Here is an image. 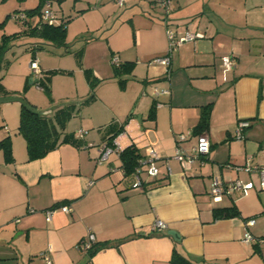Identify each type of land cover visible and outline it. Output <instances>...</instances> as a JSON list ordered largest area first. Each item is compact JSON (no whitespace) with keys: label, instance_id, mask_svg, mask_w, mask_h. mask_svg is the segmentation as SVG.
I'll return each mask as SVG.
<instances>
[{"label":"crops","instance_id":"crops-1","mask_svg":"<svg viewBox=\"0 0 264 264\" xmlns=\"http://www.w3.org/2000/svg\"><path fill=\"white\" fill-rule=\"evenodd\" d=\"M102 3L99 14L106 21L118 9L123 11L116 15L120 25L107 34L101 63L87 69L99 83L91 101L82 103L87 96L78 101V111L83 104H99L92 113L84 108L77 113L79 129L68 132L76 142L61 143L45 156L28 160L25 140L17 131L19 119L14 133L0 130V140L10 137L13 156L6 162L0 150V264H47L43 252L49 264H169L175 245L191 264H264V242H242L245 232L264 238L259 172L242 167L247 160L264 166V0H170L168 11L156 0H111L110 13L104 10L110 3ZM167 26L178 35L202 34L175 50L168 68L151 62L166 54ZM40 43H24L38 60L39 74L27 65L23 83L4 85L1 79L7 95L0 96H22L27 79L36 83L48 74L52 67L36 55L45 44L37 47ZM15 46L12 41L5 59ZM225 55L233 56V68L223 65ZM113 56L119 64H130L119 75L109 71ZM113 74L118 79L109 80L113 84L107 93L104 84L98 88L104 76ZM155 87H167L170 94L155 95ZM208 103L209 126L202 133L209 139V151L183 165L174 157L177 136H186V150L195 144L199 134L192 130ZM53 104L40 112L51 114L63 106ZM6 107L0 111L8 119ZM19 109L11 106L13 112ZM146 119L151 125H144ZM240 120L249 125L236 138ZM79 130H84L82 136ZM110 138L118 151L100 160V148ZM129 145L139 153L138 161L156 151V177H147L143 166L138 185L133 171H123L119 152ZM215 178L251 181L254 187L214 201L209 189ZM64 204L70 211L61 210ZM217 207H232L238 214L215 217ZM49 209L53 212L48 219ZM158 219L167 228L155 229ZM250 219L253 224H245ZM89 235L93 244L106 241L107 246L92 254L82 251L77 245Z\"/></svg>","mask_w":264,"mask_h":264},{"label":"rangeland","instance_id":"rangeland-1","mask_svg":"<svg viewBox=\"0 0 264 264\" xmlns=\"http://www.w3.org/2000/svg\"><path fill=\"white\" fill-rule=\"evenodd\" d=\"M39 1L40 0H0V22H2L0 25V37L2 34L19 32L18 36L13 40L14 44L17 46L13 47L12 53L6 55L9 64L6 69L3 68L1 70L0 75L3 76L2 80H4V85L8 82L12 85L23 83L24 77H22L21 74L26 71L27 65L29 66V59L30 57L32 59L33 56V51L26 49L24 43L32 44L38 41L45 43L44 47L34 50L37 52L36 55L40 60L43 61L44 66L50 65L49 67H52L47 70L48 73L53 70L51 75L50 95H48L37 82L30 83L27 79L24 85L25 87L23 88L25 94H22L21 97L29 104L34 105L39 111L49 110L50 107H52V103H55L53 104L55 106L68 103L74 104V114L63 126V131L66 133L74 132L79 129L81 123V116L77 113H81L83 108L89 113H92L94 107L99 104L97 101L90 105L83 104L85 107L82 105L78 111V106L80 105L78 101L80 99L83 100L87 96V93L90 92L86 85L83 72L88 68L90 69L91 66L101 63L100 54L103 51L105 53L108 49L107 34L112 27L117 28L120 25L119 18L116 15L120 14L123 9H118V11H116L117 13L106 21L102 19L99 14L101 11L100 6L103 4L102 1L105 3L107 1V3L110 4L106 5L104 10H108L109 13L112 12L114 7L111 4V0H48L50 2V9L53 13L58 16V19L66 23L65 43L67 48H65L49 44L37 35H29L22 32L26 24H24L22 18H16L15 16L23 13L31 23L35 22L38 18V14L29 17L26 11L36 7ZM97 23L100 24V26L94 28ZM111 64V61L110 63L108 62L110 73L114 72V67ZM26 73L30 74V71ZM112 77H114V74L113 76H104V80L100 83L98 88L104 84L103 91L107 93L111 84H113L109 80L118 79L117 77ZM96 94H98V91ZM0 106H8L6 107V116L8 119L4 118L0 111V130L12 134L14 133L12 127L17 125L19 112H13L11 106H19L20 108L21 103L18 101H5L0 102ZM147 120L148 119L145 120L144 125H151L149 124L150 121ZM138 127L139 130L142 131L140 125Z\"/></svg>","mask_w":264,"mask_h":264},{"label":"trees","instance_id":"trees-1","mask_svg":"<svg viewBox=\"0 0 264 264\" xmlns=\"http://www.w3.org/2000/svg\"><path fill=\"white\" fill-rule=\"evenodd\" d=\"M47 3L50 8V2L48 0H40L36 7L26 11L27 16L29 17L38 14L37 20L33 23H31V21L26 18L23 13L15 17L22 18L24 24H26L24 30L22 31L23 33L37 35L42 39L49 41L56 47L62 46L67 48L65 43L66 23L63 20L58 19L57 16L56 21L53 23H48L41 19V14L47 7ZM1 23L2 22H0V25ZM18 33L19 32L2 34L0 37V72L8 63V60L5 59V53L9 49L14 38L18 36ZM40 44H37V47L43 46V43ZM126 66L129 67L130 64L123 63L114 66L115 75L122 73ZM52 73L53 70H51L48 74H44L42 77H38L36 81L48 95H50L51 91L50 78ZM85 74L90 85V92L82 103L89 102L93 99L94 89L99 83V80L93 77L88 70H86ZM1 79L2 76L0 75V95H7V92H5L3 85L1 84ZM154 105L155 102L152 103L148 113V117L151 119H154ZM73 106L74 104H65L51 114L41 113L40 111L33 112L25 108L23 105L20 106L17 131L25 140L28 160L38 159L45 156L49 151L55 149L61 143L76 142L73 134L65 133L63 131L65 122L73 114ZM210 109L211 103L202 106L200 117L193 127V133L200 134L208 129ZM111 139L112 138H110L109 143L111 142ZM0 150H2L3 157L6 162L12 161L13 156L9 136L0 140ZM119 156L122 161L123 171L126 174H130L138 165V158L140 157L136 148L133 145H129L119 152ZM213 211L215 217H227L238 214V212L232 207H217L214 208ZM105 246H107L106 241L94 243L88 250V253L92 254L98 248ZM262 255H264V252H262ZM191 261V258L181 253L176 245L173 246L169 264H191Z\"/></svg>","mask_w":264,"mask_h":264},{"label":"built area","instance_id":"built-area-1","mask_svg":"<svg viewBox=\"0 0 264 264\" xmlns=\"http://www.w3.org/2000/svg\"><path fill=\"white\" fill-rule=\"evenodd\" d=\"M119 4L123 3V0H117ZM157 3H159L166 11L169 10L170 6V0H156ZM48 4V3H47ZM41 19L43 21H46L48 23H53L56 21L57 17L53 13V11L49 8V4L47 7L43 10L41 14ZM166 36H167V51L165 55L162 56H157L151 60L152 63L160 64L168 68L170 62H171V55L172 53L177 50L184 42L188 41H195L197 38L202 37L201 33L197 32H185L181 35H178L172 28L166 27ZM111 62L115 65L119 64V60L116 56H113L111 58ZM222 63L223 65L231 69L234 66V60L233 56L231 55H225L222 57ZM29 67L32 71L33 74L37 75L39 74V65H38V60L36 58L31 59ZM154 93L155 95L163 94V95H169L170 90L169 88H154ZM248 121L247 120H240L237 123V127L234 132V136L236 138H240L242 136V131L244 128L248 126ZM79 136H82L84 133V130H79L77 131ZM186 136L184 134H179L177 136L176 140V146L174 150V157L178 159L183 165H190L194 163L195 161L201 160V158L208 153L209 148H210V143L207 135L205 133H201L196 137V142L193 146L190 147L189 150H186L183 148L182 143L185 141ZM118 151L115 148L114 142L111 141L110 143H104L101 148H100V160L107 159L110 153ZM158 158V154L154 150H150L147 156L139 159L138 165L134 168L133 170V176L137 182L138 185H141L142 183V178H141V171L144 168L145 173L147 174V177H156L159 173L158 167L155 165V160ZM245 170L247 171H258L259 172V179H258V188L259 189H264V166H257L251 164L248 160L244 163L242 166ZM254 187L253 182L247 181L243 182L239 179H236L232 182H221L218 179H213L210 185L209 189V194L211 198L214 201H219L224 194H229L233 191L236 190H241L245 191L249 188ZM61 210L64 212L70 211V207L67 204L61 205L60 206ZM47 218L49 219L52 214V209L45 210ZM254 220H246L245 224L251 225L253 224ZM153 227L155 229L161 230L164 228H167V224L158 219L154 222ZM242 242L245 244H250V243H259V242H264V238H256L251 235L249 232H245L243 237H242ZM93 244V236L89 235V240L87 241H81L77 246L79 249L82 251H88L91 245ZM42 256L44 257L45 261L47 264L50 263V258L48 257L46 252L42 253Z\"/></svg>","mask_w":264,"mask_h":264},{"label":"water","instance_id":"water-1","mask_svg":"<svg viewBox=\"0 0 264 264\" xmlns=\"http://www.w3.org/2000/svg\"><path fill=\"white\" fill-rule=\"evenodd\" d=\"M30 79H32V77H30ZM5 101H18L25 108H27V109H29V110H31L33 112H37L38 111V109L35 106L29 104L23 97L18 96V95L0 96V102H5ZM42 113H46V112H42ZM168 234H171V235H173L175 237L178 236L177 232L174 231V230H169Z\"/></svg>","mask_w":264,"mask_h":264}]
</instances>
